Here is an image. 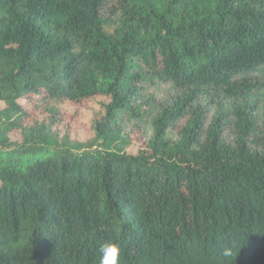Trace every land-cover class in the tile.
<instances>
[{
	"label": "trees",
	"instance_id": "trees-1",
	"mask_svg": "<svg viewBox=\"0 0 264 264\" xmlns=\"http://www.w3.org/2000/svg\"><path fill=\"white\" fill-rule=\"evenodd\" d=\"M108 240L121 264H264V0H0V264Z\"/></svg>",
	"mask_w": 264,
	"mask_h": 264
},
{
	"label": "rangeland",
	"instance_id": "rangeland-1",
	"mask_svg": "<svg viewBox=\"0 0 264 264\" xmlns=\"http://www.w3.org/2000/svg\"><path fill=\"white\" fill-rule=\"evenodd\" d=\"M148 95L155 96L156 102L159 103L163 100H169L172 98V96L175 95L174 91L170 90V87H166L163 85H149L148 86ZM86 103L83 104H67L65 105L63 109L64 113V123L65 125L71 129L73 132V137L79 139V140H85L89 135V122L92 119V112L94 110L87 109ZM144 110L147 109L148 117L144 115V117L135 123L128 124L127 121L128 117H126V120L124 121L127 129L129 132H131L133 135H136L139 137L140 135L144 134H150L152 132V122L150 120L151 116V109H148V106H144ZM184 122L180 123V126H182ZM137 125V126H136ZM173 135L176 136V132H173Z\"/></svg>",
	"mask_w": 264,
	"mask_h": 264
},
{
	"label": "clouds",
	"instance_id": "clouds-1",
	"mask_svg": "<svg viewBox=\"0 0 264 264\" xmlns=\"http://www.w3.org/2000/svg\"><path fill=\"white\" fill-rule=\"evenodd\" d=\"M99 264H121V247L119 243L108 240L98 246ZM221 255L224 258L232 256L230 248L225 247Z\"/></svg>",
	"mask_w": 264,
	"mask_h": 264
}]
</instances>
